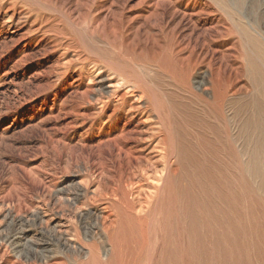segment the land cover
Masks as SVG:
<instances>
[{"label":"rangeland","instance_id":"374dc122","mask_svg":"<svg viewBox=\"0 0 264 264\" xmlns=\"http://www.w3.org/2000/svg\"><path fill=\"white\" fill-rule=\"evenodd\" d=\"M239 24L264 47V0H0V264H264V59ZM113 138L152 139L156 180L104 220L137 171Z\"/></svg>","mask_w":264,"mask_h":264},{"label":"bare ground","instance_id":"6f19581e","mask_svg":"<svg viewBox=\"0 0 264 264\" xmlns=\"http://www.w3.org/2000/svg\"><path fill=\"white\" fill-rule=\"evenodd\" d=\"M231 18V17H230ZM238 35L240 36L241 39L244 40V42L249 45L252 46V48L254 49L256 55L261 56L262 59H264V47L257 41V39L249 32V30L247 29V27H245L243 24H239L238 27L235 28ZM245 63H246V67H249V70L251 72H256V69L254 68L255 67V64L252 60V58L250 56H245ZM239 70V69H238ZM254 75V74H253ZM259 77V76H258ZM217 81V80H216ZM253 83V82H252ZM257 83V81H256ZM262 85V84H261ZM258 87V86H257ZM109 88L110 85H109ZM260 89V88H258ZM111 92V91H109ZM132 94V93H131ZM117 95V94H116ZM115 95V96H116ZM119 96V95H118ZM136 97V96H135ZM138 99V97H137ZM113 100V99H112ZM121 101V104H119L118 106H116L113 110V116L112 117H117L118 115H121L119 114V110L121 108V105L123 104V100L120 99ZM138 101V100H137ZM258 101V100H257ZM135 103H136V100H135ZM132 105V104H131ZM257 106V105H256ZM258 107V106H257ZM260 109V108H259ZM244 110V109H243ZM141 111V108H140V102H137V107L136 108H131L130 110L127 111V113H125L123 116L124 118H127L128 120L127 121V128L128 130L124 129H120V131L118 132L117 135H119V138L120 139H123V140H126L128 139L129 136H131L132 134H139L138 130L140 129V127L142 125H146V123L144 121H141V120H137V118L135 117V114H138L140 113ZM156 113V111L154 112V114ZM158 113V112H157ZM261 114H262V111H261ZM143 117V116H142ZM157 117V116H156ZM151 118V117H150ZM116 122V121H115ZM162 122V121H161ZM159 123V122H158ZM255 123V122H254ZM148 125V124H147ZM168 125V123H167ZM163 126V125H162ZM255 126V125H254ZM250 127V126H248ZM257 128V127H256ZM166 130V129H165ZM258 130V129H257ZM262 130V129H261ZM256 133V132H255ZM114 135V134H113ZM166 135V134H165ZM254 136V135H253ZM135 140V142L132 143V146L131 148H128V149H125L126 147V144L125 143H121L120 141H118L117 139L113 138V140L110 142V143H113V146L116 148V150L125 155L126 157H131L132 160H134L136 163H137V171L135 173H133L131 175L130 178H127L129 182H127V185H124L123 183L126 182V181H123V182H120L117 186V190H112L110 196L111 197H117L119 199L114 200L115 201V204L112 205L110 202H109V199L107 201L104 202L103 204V208H102V212H103V215L105 218L104 220H108V219H113L112 217L110 218V215H107L106 211L110 208V207H114L117 204H119V206H121L122 208H124L128 213H130V211L134 208V207H137L138 209L136 211H134L132 214H136L138 212H141L142 211V208H143V204L145 202V200L142 198L144 192L146 191V187H149V186H144L143 184V181L144 180H152L153 182L156 180V178H153L151 176L148 175V173L146 172V170H144V167L141 166V162H145L148 164L151 163L152 161V155H153V150H152V146L150 144H152V139H149L147 141H145L144 143H142L141 145H138L137 142L140 140L138 138L136 139H133V141ZM154 143V142H153ZM171 144V143H170ZM157 144H155L154 146H156ZM160 146V143L158 144ZM114 148V149H115ZM163 148V147H161ZM158 150H160L158 148ZM171 150H172V147H171ZM170 150V151H171ZM162 152V150H160ZM173 151V150H172ZM163 153H164V158H165V164L161 167V172H160V180H157V181H161L162 183V177H164V173L166 172V169L170 166L169 162H168V155L165 151V148H163ZM171 153V152H170ZM157 154V153H156ZM169 154V153H168ZM161 156V155H160ZM159 156V157H160ZM157 157V158H159ZM156 158V157H155ZM161 158V157H160ZM159 158V159H160ZM171 160V159H170ZM127 163L131 165V161L129 159H127ZM160 162V161H159ZM154 163V162H153ZM193 163V161H192ZM198 164V163H197ZM249 164V163H248ZM136 165V164H135ZM149 166V165H148ZM157 167V166H156ZM160 168V166L158 167ZM134 169V168H133ZM153 169V168H152ZM174 169V168H173ZM173 169L171 171H173ZM154 170V169H153ZM127 171V170H126ZM130 171V170H129ZM159 173V171H158ZM157 173V174H158ZM126 174V173H125ZM124 178V177H123ZM159 178V177H158ZM151 183V182H150ZM161 186V185H160ZM159 186V187H160ZM158 187V188H159ZM149 189V188H148ZM152 189V188H151ZM150 189V190H151ZM159 190V189H158ZM148 191H146V194H147ZM143 193V194H142ZM142 195V196H141ZM146 196V195H145ZM157 197V195H156ZM155 201H157L155 199ZM153 207V206H152ZM154 207H155V203H154ZM154 209V208H153ZM144 210V209H143ZM152 214H153V211H151ZM101 214V213H100ZM152 217V216H151ZM103 219V218H102ZM153 220V219H152ZM112 222V220H111ZM110 222V223H111ZM147 222V221H146ZM149 224V223H148ZM102 226L105 228L106 225L105 224H102ZM147 226V225H146ZM153 226V225H152ZM113 225L111 223V226L109 225V227H107V229H110L112 228ZM120 227V226H119ZM149 227V225H148ZM147 228V227H146ZM147 233V232H146ZM147 236V235H146ZM94 263V261L92 262Z\"/></svg>","mask_w":264,"mask_h":264}]
</instances>
